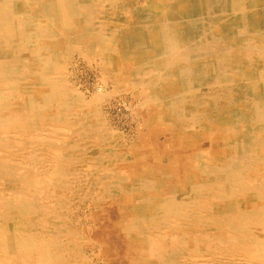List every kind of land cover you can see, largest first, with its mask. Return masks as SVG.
<instances>
[{
  "label": "bare ground",
  "instance_id": "obj_1",
  "mask_svg": "<svg viewBox=\"0 0 264 264\" xmlns=\"http://www.w3.org/2000/svg\"><path fill=\"white\" fill-rule=\"evenodd\" d=\"M196 260L264 264V0H0V264Z\"/></svg>",
  "mask_w": 264,
  "mask_h": 264
},
{
  "label": "rangeland",
  "instance_id": "obj_2",
  "mask_svg": "<svg viewBox=\"0 0 264 264\" xmlns=\"http://www.w3.org/2000/svg\"><path fill=\"white\" fill-rule=\"evenodd\" d=\"M75 62H77L78 65H80L79 61H74L73 63ZM78 65L69 66L67 68V71L72 74V76H68V81L71 86L70 90L76 89L78 91L81 90L83 93L85 92L86 95L90 94L93 92V90H95V84L97 82V79L94 76V74L90 72L88 69H85L82 66V64L81 66H78ZM111 110H110L111 112L109 111L111 114L110 117H113L111 126L114 127L118 131H123L124 128H125L124 130H128V128L131 126L132 121L128 119H126L125 121V115L128 116V112L124 110L123 106L121 104H117V105L113 104ZM117 116H119L118 117L119 119L117 118ZM225 148L226 147H223L222 150H224ZM210 153L212 156H215V157L220 156V147L217 141L212 142V149L210 150ZM80 216H81L80 214H76L75 218L80 217ZM195 262L196 264H199V260H196Z\"/></svg>",
  "mask_w": 264,
  "mask_h": 264
}]
</instances>
